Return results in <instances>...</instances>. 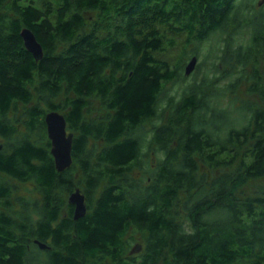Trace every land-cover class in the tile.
<instances>
[{
  "label": "trees",
  "instance_id": "trees-1",
  "mask_svg": "<svg viewBox=\"0 0 264 264\" xmlns=\"http://www.w3.org/2000/svg\"><path fill=\"white\" fill-rule=\"evenodd\" d=\"M241 5L0 0V264H264V10L244 16ZM244 26L251 41L235 46ZM218 30L227 36L215 70L240 75L224 86L205 76L163 104L166 84L185 78L181 60L169 62L175 38L185 36L184 53ZM248 66L252 100L235 114L217 99ZM52 110L74 133L64 171ZM76 187L88 207L78 220Z\"/></svg>",
  "mask_w": 264,
  "mask_h": 264
},
{
  "label": "rangeland",
  "instance_id": "rangeland-1",
  "mask_svg": "<svg viewBox=\"0 0 264 264\" xmlns=\"http://www.w3.org/2000/svg\"><path fill=\"white\" fill-rule=\"evenodd\" d=\"M239 2L242 3L240 9L242 10L243 8L245 10V12L243 13L244 16L252 17V14H258L261 10H264V0H239ZM234 30L235 32L233 35V44L235 46H246L250 43L252 38V32L251 30H249V27L244 26L242 29L236 28ZM226 36L227 35H225L221 30H218L214 32L210 36V38L205 41L191 42L186 47L184 53L183 49L186 43L185 36L175 38L176 46L169 56V62L171 66H174L178 63L179 60H181L182 72L185 75V78L183 76H179L177 80L171 81L170 83L166 84L165 92L162 95L163 104H166L168 102V99L171 97L177 99L181 96L183 90L186 87H188L194 82L199 83L201 79H203L205 76L207 78L218 76L219 79L216 81H219V83L224 86L226 80H228L222 78L224 68L222 66V69L217 73L215 70V65L221 60L220 57L224 49V38ZM194 56L197 58L195 69L190 75H186L185 68ZM240 72L241 70H239L237 74H233L234 76H232L230 80H233L235 77L240 75ZM251 75L252 67L248 66L244 71V76H246L247 79H242L240 85L237 87L234 93H225L221 98L217 97L218 105L233 109L235 114L240 113V107L243 105V100H252V94L247 91V87L251 82L249 81ZM230 80H228V82ZM129 234L130 235L128 236V239L132 236V239L130 240L129 254L140 253L143 249L140 238L141 233L139 231L133 232V230H131ZM139 245H141V249L132 253V249Z\"/></svg>",
  "mask_w": 264,
  "mask_h": 264
},
{
  "label": "water",
  "instance_id": "water-1",
  "mask_svg": "<svg viewBox=\"0 0 264 264\" xmlns=\"http://www.w3.org/2000/svg\"><path fill=\"white\" fill-rule=\"evenodd\" d=\"M21 36L24 40L26 49L34 56L36 60L43 58V46L38 41L34 32L29 28L21 30ZM197 58L194 56L185 68V74L190 75L196 66ZM45 122L47 126L48 137L51 141V153L55 159L56 168L58 171H64L71 166L72 146L74 133L68 130V124L65 116L57 111L52 110L45 114ZM69 203L74 206V219L78 220L84 217L87 213L86 196L80 187H76L69 195ZM36 243L41 248H47V245L36 240ZM141 245L132 249V253L139 251Z\"/></svg>",
  "mask_w": 264,
  "mask_h": 264
}]
</instances>
